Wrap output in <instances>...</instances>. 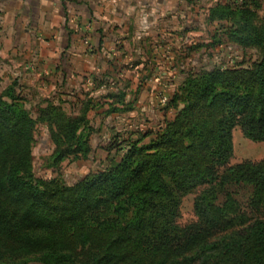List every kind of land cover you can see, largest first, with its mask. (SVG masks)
<instances>
[{
  "label": "trees",
  "instance_id": "obj_1",
  "mask_svg": "<svg viewBox=\"0 0 264 264\" xmlns=\"http://www.w3.org/2000/svg\"><path fill=\"white\" fill-rule=\"evenodd\" d=\"M260 8L257 0L213 4L207 19L221 32L210 46L225 39L258 57L185 73L169 100L173 118L115 133L108 164L71 184L36 174L38 125L53 144L47 166L85 158L90 114L131 111L128 86L91 76L71 112L60 98L29 109L18 80L0 91V264H264V160L230 164L235 127L264 141ZM188 194L197 219L182 224Z\"/></svg>",
  "mask_w": 264,
  "mask_h": 264
},
{
  "label": "rangeland",
  "instance_id": "obj_2",
  "mask_svg": "<svg viewBox=\"0 0 264 264\" xmlns=\"http://www.w3.org/2000/svg\"><path fill=\"white\" fill-rule=\"evenodd\" d=\"M257 1L261 6L259 14L264 19V0ZM3 13L5 14L2 12L0 17ZM204 17V14L200 16L202 25L195 31H192L191 27H184L180 30L185 31L186 34L182 39L167 41L166 46H162V50L164 49L162 57L152 58L151 55H148L150 52L139 48L137 43L132 42L131 45H128V51L135 56L122 61L125 62L121 65L125 75L114 74L113 77L122 85L129 81L132 83V89L139 86L140 93L138 97L131 96L133 109L129 113L106 115V107H102L90 114L94 133L91 138L92 151L87 157L77 161H64L58 168L47 166V158L52 153L53 144L49 139L47 127L43 124L38 125L33 150L36 174L44 178L58 177L71 184L88 173L101 170L109 162L106 147L115 133L124 128H155L165 119L173 117V110L169 109V100L173 93L172 89L182 81L185 73L202 67L231 65L258 57V52L255 49L242 50L229 44L225 39L223 44L210 46L214 35L219 30L218 24L207 23ZM147 22L143 21L145 25L143 24L144 26L140 28V33L148 31ZM37 29L9 27L0 24V91L14 80H18L23 87L26 105L29 109H33L39 104H45L47 100L58 102L60 98L63 106L68 112H71L70 103L74 102L82 92L78 90L79 94L75 93L71 85L75 84L73 88L82 83L85 85L89 83V81L84 83L89 76H64V80L59 82V77L62 76L60 71L56 72L52 69L55 72H49L48 75L35 72L34 69L41 67L37 63L34 68L32 61L35 54L39 55L38 43L33 39L34 31L36 32ZM149 34L142 33L140 40L148 38ZM54 47L58 48V53L61 44H51V47L48 46L47 52L52 53ZM62 48H64L62 54L66 53L65 47ZM147 48L149 47L147 46ZM165 48H168L167 51ZM43 49L47 54L46 49L44 47ZM55 61L57 60H53V67L56 64ZM138 61L142 63L136 65ZM91 63L97 66L95 60ZM159 66L161 69H158ZM147 67L148 71H146ZM62 68L63 66H60V69ZM164 71L166 73L163 75ZM145 73H148L149 76L145 81H142ZM88 90V88L85 89V91ZM106 92V88L102 87L93 94L99 96ZM233 143L234 154L230 164L245 160L255 162L264 160V141H252L245 137L239 126L234 129ZM194 198L195 194H188L183 198L180 223L188 224L197 219L194 211Z\"/></svg>",
  "mask_w": 264,
  "mask_h": 264
},
{
  "label": "crops",
  "instance_id": "obj_3",
  "mask_svg": "<svg viewBox=\"0 0 264 264\" xmlns=\"http://www.w3.org/2000/svg\"><path fill=\"white\" fill-rule=\"evenodd\" d=\"M217 1L0 0V14L5 12L0 17V24L9 27L38 28L36 32L34 31L33 39L38 43L39 55L35 54L32 61L34 68L37 63L41 67L34 69L35 72L48 75L49 72L60 71L62 76L59 77V82L64 80V76H89L84 81L89 83L85 85L82 83L75 88H73L75 84L71 85L73 91L78 93V90L82 91L92 86L91 76L125 75L121 65L125 63L122 61L135 56L128 51V45L132 42L150 52L148 55L152 58L162 57L164 50L162 46H166L169 40L182 39L186 34L185 31L180 30L184 27H191L190 29L195 31L202 25L200 16L203 14L205 22L209 23L207 19L209 9ZM145 20L148 21L146 25L149 29L142 33L150 34L148 38L140 40L142 33L139 31L145 25V22L143 23ZM51 44H61L58 53V48L55 47L52 53L47 52ZM156 44H159L160 49L154 46ZM63 46L66 52L64 54H62ZM167 49L165 48V51ZM53 60H57L55 67ZM93 60L97 62V66L92 65ZM141 63L138 61L136 65ZM60 66L63 68L60 69ZM146 69L148 71V67ZM158 69H161V66ZM165 73L164 71L162 74ZM148 76L149 74L145 73L142 81ZM180 83L172 89L173 93ZM125 85L128 86L129 101L131 96L138 97L141 89L139 86L132 89V83L129 81L125 82ZM80 96H82L81 92ZM135 97L132 98L136 99ZM131 102L133 104V101ZM172 110L174 116L175 110Z\"/></svg>",
  "mask_w": 264,
  "mask_h": 264
}]
</instances>
